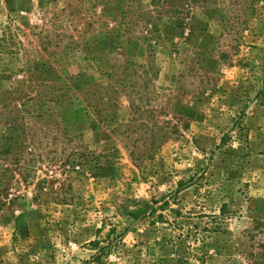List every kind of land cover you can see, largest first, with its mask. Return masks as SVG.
I'll list each match as a JSON object with an SVG mask.
<instances>
[{"label":"rangeland","instance_id":"obj_1","mask_svg":"<svg viewBox=\"0 0 264 264\" xmlns=\"http://www.w3.org/2000/svg\"><path fill=\"white\" fill-rule=\"evenodd\" d=\"M263 90L264 0H0V264H264Z\"/></svg>","mask_w":264,"mask_h":264},{"label":"trees","instance_id":"obj_2","mask_svg":"<svg viewBox=\"0 0 264 264\" xmlns=\"http://www.w3.org/2000/svg\"><path fill=\"white\" fill-rule=\"evenodd\" d=\"M177 11H179V10H177ZM263 93H264V90L261 91V92L258 94V97H260Z\"/></svg>","mask_w":264,"mask_h":264}]
</instances>
